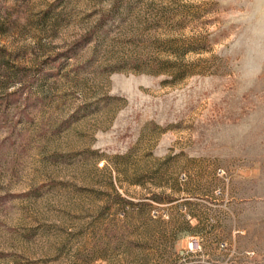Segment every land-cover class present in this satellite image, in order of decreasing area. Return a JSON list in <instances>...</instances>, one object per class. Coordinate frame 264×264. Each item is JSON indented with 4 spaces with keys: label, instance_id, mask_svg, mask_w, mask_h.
<instances>
[{
    "label": "rangeland",
    "instance_id": "obj_1",
    "mask_svg": "<svg viewBox=\"0 0 264 264\" xmlns=\"http://www.w3.org/2000/svg\"><path fill=\"white\" fill-rule=\"evenodd\" d=\"M0 264H264V0H0Z\"/></svg>",
    "mask_w": 264,
    "mask_h": 264
}]
</instances>
